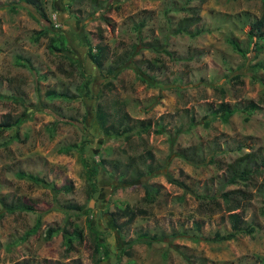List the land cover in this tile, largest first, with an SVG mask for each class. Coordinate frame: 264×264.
Wrapping results in <instances>:
<instances>
[{"label":"rangeland","instance_id":"obj_1","mask_svg":"<svg viewBox=\"0 0 264 264\" xmlns=\"http://www.w3.org/2000/svg\"><path fill=\"white\" fill-rule=\"evenodd\" d=\"M38 4L0 0V123H12L0 127V264H93L87 209L110 244V258L100 264H119L125 242L141 232L160 239L135 244L127 264H264V173L224 186L228 167L239 158L264 161V67L258 65L264 64V43L249 36L262 0ZM186 18H199L191 27L199 34H175ZM44 28L65 34L71 51H51L47 37L36 41ZM231 39L246 49L245 56ZM89 44L109 48L100 69L88 55ZM222 101L235 109L226 121L213 113ZM250 103L259 107L249 114ZM98 105L114 118V131L132 126L131 136L105 135ZM116 107L123 110L115 113ZM83 157L91 164L107 160L92 196ZM109 170L125 174L123 180L110 179ZM28 174L73 189L56 193L22 176ZM145 184L160 190L153 202L145 198ZM222 189L237 193L235 211L244 225L256 226L254 235L195 241L231 231L234 207L226 206ZM126 203L146 213L120 234L111 212ZM11 205L36 209L10 211ZM39 218L41 229L23 238ZM70 219L85 232L74 249L62 233L45 238L48 226Z\"/></svg>","mask_w":264,"mask_h":264},{"label":"trees","instance_id":"obj_2","mask_svg":"<svg viewBox=\"0 0 264 264\" xmlns=\"http://www.w3.org/2000/svg\"><path fill=\"white\" fill-rule=\"evenodd\" d=\"M27 4H32L35 5L37 8H39L38 0H23ZM263 3V11L261 16L253 22L252 29L250 31V40H253L256 38V44L259 45V42L262 41L264 43V0H262ZM175 5H171L170 7H174ZM174 11L177 10L176 7L173 8ZM45 15V14H43ZM199 18L196 19H188L186 18L184 21L180 22L178 25L177 30L175 31V34L179 33H186L190 34L193 36H196L199 34V31L196 30L193 32L191 30V27L198 22ZM143 25V22L140 24ZM41 37H47L48 38V47L51 51L56 52V53H65L67 50L71 51V45L66 37L65 34L62 33H54L50 34L49 28H44L38 32V35L35 37V40L38 41ZM230 43H232L233 48L238 49L242 55H246V49L241 47V44L237 42L234 39L230 40ZM88 55L90 56L91 60L93 61L94 64L97 65V67L100 69L103 67L105 61L108 60L109 58V48L107 45L103 44H96L94 46L89 44V49H88ZM259 66L264 67L263 63H258ZM114 66H110L109 71H113ZM237 80L240 79V75L235 76ZM86 85H88V81L86 82ZM54 91H51V94H53ZM117 104L116 106H118ZM259 106L254 103H250L249 106L247 107L248 113H252L253 110L257 109ZM103 107L102 105H98L96 107V119L99 123L100 128L104 131L105 135L109 137H118L119 135H126V138H129L134 130L132 126H123L122 130H116L114 131L112 125L110 124L111 120H114V118L110 117L109 112L107 109ZM120 110H123V107H116L114 109L115 113H119ZM235 112V109L229 108V105L225 102L222 101L219 107L213 111L214 115H220L225 121L228 120ZM220 113V114H219ZM113 124V123H112ZM11 122H3L0 123V127H8L11 126ZM145 130L151 127L150 123H147V125L144 126ZM72 147L65 148V151L68 152L71 150ZM82 149V148H81ZM83 163L86 166L87 169V182H86V189L88 191V196L95 195L98 190V179L97 177L99 176V168L100 166H103L106 171H108V167L106 166L107 160L101 159L100 163H93L83 157ZM153 168L148 167L147 172H152ZM228 172L229 176L224 182L225 185H233L238 183L239 181H246L249 180V178L253 174H263L264 173V161L261 163H256L255 161H250L248 160L247 157L239 158L235 163L231 164L228 167ZM109 173L111 174L110 179H116L118 181L123 180V177L125 174L121 173L120 176H116L115 171H110ZM24 177H28L31 180L35 181L38 184L45 185L49 188H52L54 192H62V191H71L73 189L72 186L69 185H63L60 187H56L52 185L50 182L32 175H22ZM142 176V174L138 173V175L134 179H138ZM133 179V180H134ZM180 184L184 185L183 183L179 182ZM125 186L123 185L124 188ZM146 196L145 198L149 200L150 202H153L156 198V195L159 193V188H155L154 186L151 185H144ZM235 191H224L223 189L220 192V195L226 204V206H231L234 207L232 210L234 212L229 214V220L231 221V231L228 233H221L220 231H216L213 235V237H201V236H196L194 239L195 241H199L201 239H205L207 241H225V240H231L234 239L238 234L244 233L246 235L253 236L254 232L256 230V226L252 223H248L246 225L243 224V220L241 218V215L236 212L235 210L238 209L239 205L236 204L234 205L235 201V196H236ZM234 205V206H233ZM10 211H14L16 209H27V210H35L36 208L33 206L29 205H11L9 206ZM66 209L70 210H77L79 212H83L84 205H67ZM146 213V210L142 207H134L129 203H126L122 206H118V209L116 212H111L112 220L113 223L115 224L118 233L121 234L124 228H126L128 225L132 224L135 219L139 215H143ZM86 214L88 216V234L89 237L91 238V242L93 244V253H92V261L93 264H100L102 261L109 259L111 255V249H110V244L106 240L105 237L102 235V231L99 228L98 224H93V216L92 214V209H87ZM89 214V215H88ZM125 218L123 222L120 220ZM198 230L201 229V223L197 222L196 223ZM42 227V222L41 219L39 218L35 226L30 229L28 232H26L25 236L23 238H27L29 235L34 234L39 231ZM57 233H62L63 238H64V243L67 246L68 249H74V243L75 242H81L85 238V232L84 228L81 227V225L72 219L68 220L66 224L60 227L56 226H48L45 230V238L46 239H52ZM159 236L156 234L150 235L149 232H141V234L137 237L135 240L131 241H126L125 246L120 250V252L117 254L118 257V263L119 264H127L128 262L125 261V259L132 258L134 255V247L135 244L137 243H146L148 245H152L155 241L159 240ZM15 264H30L29 262H16Z\"/></svg>","mask_w":264,"mask_h":264},{"label":"water","instance_id":"obj_3","mask_svg":"<svg viewBox=\"0 0 264 264\" xmlns=\"http://www.w3.org/2000/svg\"><path fill=\"white\" fill-rule=\"evenodd\" d=\"M93 62V61H92Z\"/></svg>","mask_w":264,"mask_h":264}]
</instances>
